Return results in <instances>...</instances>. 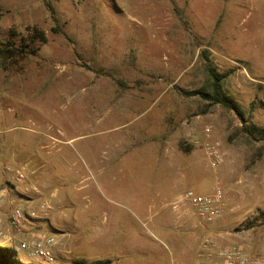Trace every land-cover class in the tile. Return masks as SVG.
Instances as JSON below:
<instances>
[{"label": "rangeland", "instance_id": "rangeland-1", "mask_svg": "<svg viewBox=\"0 0 264 264\" xmlns=\"http://www.w3.org/2000/svg\"><path fill=\"white\" fill-rule=\"evenodd\" d=\"M208 66L244 119L191 94ZM263 101L264 0H0V245L21 264H264ZM217 188L200 219L186 191Z\"/></svg>", "mask_w": 264, "mask_h": 264}, {"label": "built area", "instance_id": "built-area-1", "mask_svg": "<svg viewBox=\"0 0 264 264\" xmlns=\"http://www.w3.org/2000/svg\"><path fill=\"white\" fill-rule=\"evenodd\" d=\"M185 199L192 205L197 216L202 220H213L221 215L224 205V193L221 188H217L213 193H199L195 190H188ZM24 220V212L21 208L15 209L11 217V224L14 229H20L19 225ZM5 234V229L0 221V237ZM54 239L49 236L37 237L31 244L35 252L42 258H52V244ZM22 247H28L27 242L21 243ZM226 264H234L233 255L227 252L222 253Z\"/></svg>", "mask_w": 264, "mask_h": 264}, {"label": "trees", "instance_id": "trees-1", "mask_svg": "<svg viewBox=\"0 0 264 264\" xmlns=\"http://www.w3.org/2000/svg\"><path fill=\"white\" fill-rule=\"evenodd\" d=\"M43 41L46 40V37L43 32L40 33ZM210 75L212 77V89L211 91H205L201 89H195L191 94H200L205 100H208L211 103H221L226 107L233 108L239 112L241 117L244 119L243 112L236 105L234 98L223 91V78L224 75H220L215 72L210 66H208ZM264 104V101H263ZM251 135L257 137V134L260 133L262 138H264V128L253 127L249 129ZM17 251L11 247L1 246L0 245V264H21L17 258ZM95 264H107L106 262L98 261Z\"/></svg>", "mask_w": 264, "mask_h": 264}]
</instances>
